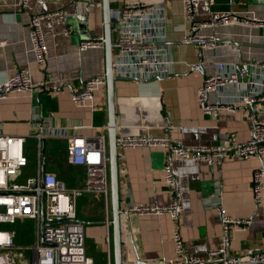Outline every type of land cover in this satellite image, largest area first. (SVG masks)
<instances>
[{"label": "crops", "instance_id": "0c3cea01", "mask_svg": "<svg viewBox=\"0 0 264 264\" xmlns=\"http://www.w3.org/2000/svg\"><path fill=\"white\" fill-rule=\"evenodd\" d=\"M111 1L113 10L119 2ZM154 1V0H153ZM165 46L172 61L169 74L146 81L117 78L115 105L117 137L124 135L162 136L179 139L184 145H221L250 138L252 123L249 108L203 112L198 90L204 79L217 70L218 63L238 68L264 60V28L246 24H218L199 29L203 36H217L220 43L203 48L198 43L182 42L191 25L185 15L184 0H165ZM64 10V16L50 15L43 22L48 50L47 61L40 64L31 50L30 18L33 14ZM214 11H232L242 15L264 16V0H200L193 22L207 21ZM84 15V20L75 16ZM73 16V20L67 18ZM103 0H29L27 11L19 10L18 0H0V82L18 69L28 68L35 82L43 83L30 94L0 100V124L3 131L27 138L26 153L31 172L42 171L43 146L37 166L38 147L31 137L32 120H50L53 126L72 128L92 136L105 133L108 140L107 88L95 92L94 102L77 106L72 94L83 82L106 71V49H80V42L93 36H104ZM117 31L112 30L116 42ZM115 49V45L113 51ZM189 63L200 64L190 69ZM250 68V67H249ZM250 74V73H248ZM210 93L211 103L231 100L228 89L219 87ZM226 91V92H225ZM92 101V103H93ZM120 199L129 204L168 205L178 200L182 206L179 219L169 214L138 215L122 210L124 261L145 262L176 254L174 233L179 231L186 251L206 256L218 246L222 237L221 213L234 218H253L247 229L234 228L231 251L264 248V192L261 202L253 194V175L264 168V155L241 160L234 155L207 159H173L176 185L165 183V163L169 152L164 146L145 145L119 151ZM64 158H60V157ZM61 164V166H60ZM46 171H52L69 186H83L86 168L68 162L65 140L47 139ZM77 213L85 226L86 250L93 264H114L111 202L103 197L86 195L78 199ZM35 230V229H34ZM34 234V232H33ZM109 238V240H108Z\"/></svg>", "mask_w": 264, "mask_h": 264}, {"label": "built area", "instance_id": "2783aa9c", "mask_svg": "<svg viewBox=\"0 0 264 264\" xmlns=\"http://www.w3.org/2000/svg\"><path fill=\"white\" fill-rule=\"evenodd\" d=\"M119 2L121 11L115 49L113 51V71L116 78L146 81L155 76L169 74L172 61L168 58L165 46V20L167 19L165 0H114ZM213 4L215 0H208ZM200 0H184L185 15L191 25L181 41L198 43L210 48L220 43L217 36L200 35L199 29L218 24H246L264 28V16L242 15L232 11H214L207 21L193 22ZM19 10L27 11L29 0H18ZM64 10L38 13L30 18L31 50L36 61L44 64L48 50L43 33V22L50 15L64 16ZM104 46V36H93L80 42V49ZM250 67V68H249ZM190 69H199L200 64L189 63ZM214 74L206 77L198 90V101L204 113L216 114L219 110L249 108L252 133L248 140H233L221 145L187 146L179 139L162 136L124 135L118 138V148L122 150L140 148L145 145L164 146L169 157L165 163V183L176 185L173 159H207L234 155L247 160L254 155H264V60L250 62L249 66L238 68L234 64L218 63ZM250 73V74H248ZM105 72L87 78L82 87L74 91L71 98L77 106L91 104L98 109L94 96L96 90L105 87ZM43 83L35 82L28 68L18 69L6 80L0 82V100L20 94H30ZM228 89L231 100L215 103L209 101L210 93ZM93 101V103H92ZM33 137L38 147L37 166L40 165L43 140H65L67 160L75 166L86 168L83 186H69L55 172L42 173L40 167L31 172L30 158L26 153L27 138L11 135L3 131L0 124V264H93L86 250L85 226L77 213V202L83 196L103 197L110 203V172L108 161V140L105 133L87 136L79 132L81 126L72 128L53 126L50 120H32ZM120 157V155H119ZM264 192V168H258L253 175V194L261 202ZM44 196V217L42 202ZM121 209L130 214L152 215L169 214L179 219L182 206L178 200L168 205L129 204L121 200ZM25 221L34 224V238L29 243L17 241V231L12 226ZM108 228L112 225L106 218ZM253 218H234L221 213L222 237L218 246L209 250L206 256H195L186 251L179 231L174 233L176 254L173 257H160L146 264H264V248H248L235 254L231 251L234 228L247 230ZM109 240V238H108ZM128 246L123 243V248ZM125 262L124 264H131Z\"/></svg>", "mask_w": 264, "mask_h": 264}, {"label": "water", "instance_id": "95a60500", "mask_svg": "<svg viewBox=\"0 0 264 264\" xmlns=\"http://www.w3.org/2000/svg\"><path fill=\"white\" fill-rule=\"evenodd\" d=\"M103 11H104V43L106 49V76H107V100H108V161H109V172H110V194H111V211H112V229H113V249H114V264H124V248H123V229L121 221V203H120V177H119V148H118V137H117V124H116V105H115V82L116 76L113 71V48L114 43L112 41V30L113 28L119 27V21L121 11L113 10L110 0H103ZM78 19L84 20V15L75 16ZM72 21L73 16L67 18ZM45 144L43 140V161H42V173L46 172L45 167ZM128 215L130 214L127 212ZM42 214L44 217V196L42 202ZM83 224L87 223L84 220H80ZM137 262L131 264H146L136 254Z\"/></svg>", "mask_w": 264, "mask_h": 264}, {"label": "rangeland", "instance_id": "374dc122", "mask_svg": "<svg viewBox=\"0 0 264 264\" xmlns=\"http://www.w3.org/2000/svg\"><path fill=\"white\" fill-rule=\"evenodd\" d=\"M60 158H64L63 156ZM17 231V241L19 243H29L33 241L34 224L31 221H25L20 225L12 226Z\"/></svg>", "mask_w": 264, "mask_h": 264}, {"label": "trees", "instance_id": "16d2710c", "mask_svg": "<svg viewBox=\"0 0 264 264\" xmlns=\"http://www.w3.org/2000/svg\"><path fill=\"white\" fill-rule=\"evenodd\" d=\"M60 166H61V164H60Z\"/></svg>", "mask_w": 264, "mask_h": 264}]
</instances>
